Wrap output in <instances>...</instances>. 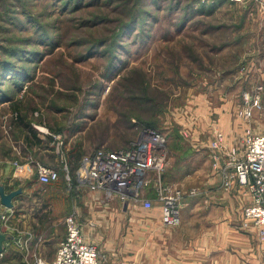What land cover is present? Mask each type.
I'll return each instance as SVG.
<instances>
[{
  "label": "rangeland",
  "instance_id": "obj_1",
  "mask_svg": "<svg viewBox=\"0 0 264 264\" xmlns=\"http://www.w3.org/2000/svg\"><path fill=\"white\" fill-rule=\"evenodd\" d=\"M135 1L0 0V154L18 136L14 115L62 130L63 157L128 146L149 123L166 135L162 179L195 196L208 123L231 141L264 133V102L243 78L256 81L264 0H143L133 25L122 26Z\"/></svg>",
  "mask_w": 264,
  "mask_h": 264
},
{
  "label": "crops",
  "instance_id": "obj_2",
  "mask_svg": "<svg viewBox=\"0 0 264 264\" xmlns=\"http://www.w3.org/2000/svg\"><path fill=\"white\" fill-rule=\"evenodd\" d=\"M253 52L259 58L254 60L256 81L250 80L252 75L248 76L247 71L243 78L254 88L253 97L258 95L264 102V46L255 47ZM25 121L16 120L14 130L18 131V136L5 142L7 151L0 154V185L6 191L22 189L13 201V207L6 209L10 216L15 214L13 224L10 223L7 229L2 222V230L12 237L4 242L0 264H38L52 259L65 232V228L55 230L62 222L55 216L62 214L77 217L85 240L98 249L100 264H262L264 244L253 239L255 228L242 215V207L250 200V195L236 182H232L229 189L223 187L222 176L216 168L222 160V151H213L209 146L215 129L222 130L226 146L240 147L242 135L231 141L218 122L208 123L204 142L207 147L204 187L195 196L184 193L180 202V223L165 226L160 220L158 202L150 209L118 199L100 206V194L90 190L77 176L84 155L82 151L77 147L63 157L61 149V153L56 150L60 136L66 138L62 130L50 131L39 123L34 126L36 129H31L24 125ZM69 123L68 127L71 126ZM78 133L76 131L72 136ZM99 146L102 144L91 151ZM214 153L219 163H216ZM13 160L18 165L13 164ZM61 160L70 164V180L60 169ZM36 162L57 167L58 179L45 185L39 183ZM59 185L66 190V199H63V191L56 188ZM37 188L52 190L47 195ZM45 223H49L47 227H44Z\"/></svg>",
  "mask_w": 264,
  "mask_h": 264
},
{
  "label": "built area",
  "instance_id": "obj_3",
  "mask_svg": "<svg viewBox=\"0 0 264 264\" xmlns=\"http://www.w3.org/2000/svg\"><path fill=\"white\" fill-rule=\"evenodd\" d=\"M254 98L256 100L259 96L254 95ZM61 145L62 140L56 143L59 153ZM209 146L213 151H222L221 162L216 153L214 159L219 163L216 168L222 176L223 187L229 189L232 182H236L247 189L250 200L242 207V215L253 224L258 242L264 244V133L247 131L241 137L239 149L237 145L226 146L223 132L215 129ZM166 152V135L160 129L140 127L137 137L128 146L111 148L102 145L84 154L77 176L90 190L97 191L103 202L116 198L139 204L144 209H150L154 202H158L161 223L176 226L180 223V202L184 194L173 182H166L161 177ZM12 163L18 165L16 160ZM60 164V169L70 180L66 161L61 160ZM35 165L39 183L45 185L58 179L57 167L39 162ZM191 193L195 191L188 192ZM10 215L5 210L2 222L5 223ZM64 225L65 232L53 258L38 264H100L98 249L85 240L77 217L66 215ZM261 263L264 264V247L261 248Z\"/></svg>",
  "mask_w": 264,
  "mask_h": 264
},
{
  "label": "water",
  "instance_id": "obj_4",
  "mask_svg": "<svg viewBox=\"0 0 264 264\" xmlns=\"http://www.w3.org/2000/svg\"><path fill=\"white\" fill-rule=\"evenodd\" d=\"M22 192L21 187L6 191L3 185H0V204L2 209L0 210V253L4 250V242L12 237L7 231L2 230V215L6 209L13 207V201L17 195Z\"/></svg>",
  "mask_w": 264,
  "mask_h": 264
},
{
  "label": "trees",
  "instance_id": "obj_5",
  "mask_svg": "<svg viewBox=\"0 0 264 264\" xmlns=\"http://www.w3.org/2000/svg\"><path fill=\"white\" fill-rule=\"evenodd\" d=\"M73 1V0H72ZM92 1H96V0H92ZM98 1V0H97ZM107 1H112V0H107ZM143 5V0H137V1H135L134 2V7L132 6V13H131V15H130V17L125 21V22H123L122 23V26L123 25H125V26H127V25H129L130 26V24H132L133 22H135L136 21V19H137V16L139 15V13H140V8H141V10H142V6ZM133 25V24H132ZM119 27V26H118ZM121 27V26H120ZM17 116V120H20L21 122L22 121H25L24 119V117L22 116V115H16ZM140 123H142V122H140ZM24 125L25 126H27V125H29V123H27L26 121L24 122ZM30 126V125H29ZM144 126H148V127H152V124H149V123H143V124H141V127H144ZM30 128L32 129V127L30 126Z\"/></svg>",
  "mask_w": 264,
  "mask_h": 264
}]
</instances>
